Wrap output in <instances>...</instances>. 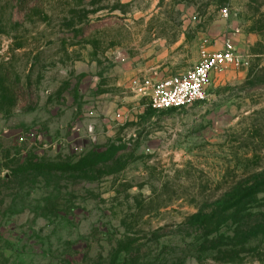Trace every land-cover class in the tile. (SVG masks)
Masks as SVG:
<instances>
[{
	"label": "rangeland",
	"instance_id": "rangeland-1",
	"mask_svg": "<svg viewBox=\"0 0 264 264\" xmlns=\"http://www.w3.org/2000/svg\"><path fill=\"white\" fill-rule=\"evenodd\" d=\"M0 264H264V0H0Z\"/></svg>",
	"mask_w": 264,
	"mask_h": 264
},
{
	"label": "built area",
	"instance_id": "built-area-1",
	"mask_svg": "<svg viewBox=\"0 0 264 264\" xmlns=\"http://www.w3.org/2000/svg\"><path fill=\"white\" fill-rule=\"evenodd\" d=\"M208 44L205 41L201 47L200 61L195 67L166 79H145L137 86L138 92L154 110L179 111L204 103L214 77L241 64L231 44L226 43L223 50L214 52Z\"/></svg>",
	"mask_w": 264,
	"mask_h": 264
},
{
	"label": "trees",
	"instance_id": "trees-1",
	"mask_svg": "<svg viewBox=\"0 0 264 264\" xmlns=\"http://www.w3.org/2000/svg\"><path fill=\"white\" fill-rule=\"evenodd\" d=\"M19 7H21V5L19 6ZM20 10H21V8H20ZM197 219H198V216H197ZM193 221H196V218L193 220ZM204 222V221H203ZM201 223H195V222H193V223H190V224H188L187 226H186V228H188V229H192V228H194V227H197V226H203V223L200 225Z\"/></svg>",
	"mask_w": 264,
	"mask_h": 264
}]
</instances>
